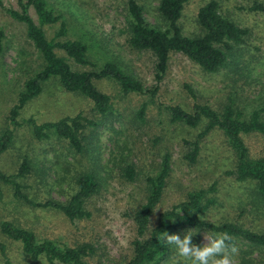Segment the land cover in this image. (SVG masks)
Segmentation results:
<instances>
[{
	"label": "rangeland",
	"instance_id": "374dc122",
	"mask_svg": "<svg viewBox=\"0 0 264 264\" xmlns=\"http://www.w3.org/2000/svg\"><path fill=\"white\" fill-rule=\"evenodd\" d=\"M46 1L55 15L63 17L59 23L43 27L47 38L55 42L79 40L86 43L90 47V59L96 66L83 68L84 71H97L113 61L125 73L141 81L147 90L157 86L156 57L149 51L132 49L127 42L128 0ZM208 1H189L181 20L185 35L193 36L198 32L197 13ZM3 2L6 8L20 12L18 0ZM257 2L262 3L261 13L239 9ZM139 3L144 6L148 21L160 26L158 1L139 0ZM224 9L231 19L253 32L249 45L231 56L230 65L219 74H207L185 56L176 54L155 97L151 94L125 95L115 81H96L99 90L112 98L115 114L93 129L88 151L77 157L53 131H43L42 139L35 136V127L43 123L79 114L98 120L93 103L79 94L65 91L59 80L54 78L46 82L42 93L12 119V107L18 103L25 82L43 67V59L27 38L26 25L0 9V31L4 33V51L0 55V145H8L0 152V171L5 177L15 176L19 168L25 169L24 159H29L30 173L19 179L22 192L33 202L56 200L65 203L73 192V181L82 172L97 174L101 185L100 193L88 205L91 219L71 223L57 211L18 202L14 196L16 187L1 182L0 264L8 260L10 264H46L44 260L35 262L23 255L21 243L3 233V222H9L15 229L32 231L39 241L51 240L70 247L91 243L97 249L92 264H127L136 234L130 216L145 203L146 179L160 172L166 154H171L172 172L158 213L184 201L189 192L208 190L216 184V192L208 196L214 197L218 204L210 208L205 220L220 223L235 219L244 222L246 228L264 233V205L251 200L245 204L239 202L243 193L248 196L247 192H251L236 183L235 176L230 174L235 166V153L225 133L215 130L207 136L202 142L198 162L190 164L183 156L191 147L185 146L183 141H194L206 121L197 129L172 124L165 109L180 106L191 110L195 103H200L223 110L232 104L246 120L257 111L264 121V0H226ZM29 16L39 24L34 8H30ZM62 22L66 35L58 36ZM56 51L65 56L63 51ZM69 62L74 70H81L70 59ZM185 85L194 91L196 99L188 94ZM145 103L147 113L143 121L138 118V112ZM244 140L252 158L264 157V135H247ZM131 164L137 170L134 183L128 181L123 171ZM242 213H246V218L240 217ZM205 234H201V246L205 243ZM237 248V264L264 262V247L251 249L244 242ZM172 259L177 261L174 264H189L181 261L184 259L178 254ZM56 264L61 263L56 261Z\"/></svg>",
	"mask_w": 264,
	"mask_h": 264
},
{
	"label": "trees",
	"instance_id": "16d2710c",
	"mask_svg": "<svg viewBox=\"0 0 264 264\" xmlns=\"http://www.w3.org/2000/svg\"><path fill=\"white\" fill-rule=\"evenodd\" d=\"M158 1L157 11L161 18L159 25H152L146 11L139 0H128L126 7V28L129 46L137 51H149L156 57V81L157 86L146 89L143 83L134 76L125 73L117 63L107 62L97 71H84L83 68L96 64L90 59V47L83 41L67 40L55 42L49 40L43 29L45 25H55L62 20L61 15L48 6L46 0H18L20 12L6 8L3 0H0V9L5 10L12 18L26 25L27 38L43 59V67L29 78L20 93L18 103L11 109L10 115L15 119L27 103L38 97L44 88V84L51 79L59 80L62 88L70 93L79 94L93 103L98 120L87 118L82 114L67 117L57 122L43 123L35 127L36 139H42L43 131H53L57 139L64 141L71 154L75 157L84 155L90 145V135L93 129L100 126L103 119L114 117L112 98L103 93L96 86V81L112 80L118 83L125 95L141 94L155 95L160 90V84L166 77L171 59L176 54H181L195 64L199 70L207 74H219L230 65L231 56L242 47L248 46L252 33L248 27L240 26L229 17L224 9L226 0H209L197 13L198 32L193 36L184 34L181 20L183 11L190 0H155ZM262 3L253 6H240L239 9L246 12H258L263 10ZM30 8H34L39 24L29 16ZM58 36L66 35L65 23H61ZM4 33L0 31V55L3 53ZM57 49L63 51L65 56H60ZM69 59L79 66L81 70L72 68ZM188 94L196 99L194 91L185 85ZM172 124H179L191 129L206 121L203 131L194 141L184 140L185 146L191 150L183 156L184 161L196 164L201 154L203 140L220 130L225 133L229 147L235 153L234 170L230 172L235 176V182L244 185L248 196L243 193L239 202H259L264 205V157L252 158L244 136L252 134L264 135V121L260 120V114L256 111L252 118L246 120L240 110H236L232 104L223 110L214 109L206 104L195 103L191 110H185L180 106L165 108ZM147 104H143L138 112L140 120L145 119ZM11 119V121H13ZM9 140L12 136L9 134ZM8 145H0V152ZM25 169L19 168L15 176L5 177L0 171L1 182L16 187L14 192L18 202H23L33 208L48 209L63 214L71 223L90 220L92 217L88 209L89 202L100 193L101 185L98 175L94 172H82L73 181L72 194L68 200L59 202L46 200L45 202H33L28 195L22 192V183L19 177H25L30 173V160L23 161ZM172 165L171 154L163 156L161 169L156 176L146 179V200L136 208L132 218L135 227V237L131 242V257L127 264H173L177 261L172 257L177 255L174 245L160 241L162 233L179 235L181 239L188 231H193L192 243L201 246V234L206 232L227 233L232 237V242L237 245L247 243L248 248L264 247V233H258L245 227L244 222L227 219L220 223H212L205 220L210 208L218 204L210 193L217 190V185L208 190H194L187 194L181 203L163 212H157L161 205L165 189L170 178ZM28 168V169H26ZM124 176L134 183L137 170L134 164L125 167ZM15 178H18L15 180ZM20 200V201H19ZM246 218V213L240 217ZM224 220V219H223ZM1 229L4 234L21 243V251L31 261L44 260L46 264H92L91 259L97 255L96 247L88 242L77 243L74 246H63L51 240L39 241L38 237L28 229H15L9 222H3ZM243 250L240 249V253ZM187 262L185 260H181ZM189 263V262H188ZM244 264H249L244 261ZM6 264H10L9 260ZM259 264H264L260 262Z\"/></svg>",
	"mask_w": 264,
	"mask_h": 264
},
{
	"label": "clouds",
	"instance_id": "9594fccd",
	"mask_svg": "<svg viewBox=\"0 0 264 264\" xmlns=\"http://www.w3.org/2000/svg\"><path fill=\"white\" fill-rule=\"evenodd\" d=\"M193 231H188L183 239L179 235L164 232L160 241L174 245L177 254L189 264H237L239 249L227 233L208 232L204 236L203 246L192 243Z\"/></svg>",
	"mask_w": 264,
	"mask_h": 264
}]
</instances>
